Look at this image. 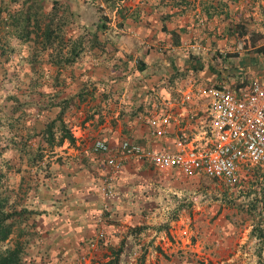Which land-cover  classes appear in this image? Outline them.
<instances>
[{"label": "rangeland", "instance_id": "obj_1", "mask_svg": "<svg viewBox=\"0 0 264 264\" xmlns=\"http://www.w3.org/2000/svg\"><path fill=\"white\" fill-rule=\"evenodd\" d=\"M141 1L57 0L53 15L52 0H0V218L12 222L11 232L0 240L1 253L19 248L25 264L49 261L35 251L32 231L22 222L30 219L26 211L34 205V195L49 173V155L53 154L46 145L40 150L46 119H38L40 113L35 112L46 110L44 106L51 102L62 106L67 59L75 50H80L79 57L91 43L109 42L110 32L100 30L97 24L109 25L112 14L119 25L127 6ZM152 3L169 6L166 13L184 17L190 26L199 21L203 31L212 35L209 42L214 44L211 54L217 66L229 67L220 78L235 80L241 68L249 77L264 75V51L258 48L264 46V0ZM52 16L53 34L47 43L43 31ZM36 152L42 157L37 158ZM240 174L241 185L231 192L222 180L201 176L193 199L175 194L166 207L151 213V223L129 225L117 242L108 247L97 245L96 250L74 257L68 264H104L122 239L119 264H264V220L261 231L255 229L258 211H248L253 201L261 204L255 196L264 199L259 189L263 177L245 170ZM134 227L138 230L130 232Z\"/></svg>", "mask_w": 264, "mask_h": 264}, {"label": "crops", "instance_id": "obj_2", "mask_svg": "<svg viewBox=\"0 0 264 264\" xmlns=\"http://www.w3.org/2000/svg\"><path fill=\"white\" fill-rule=\"evenodd\" d=\"M169 8L137 2L127 6L119 25L111 14L105 30L112 39L89 45L68 64L62 97L73 96L66 120L75 140L48 148L53 153L49 173L38 185L30 213L31 245L50 260L47 264L85 257L81 242L108 247L129 225L151 223V213L175 194L189 200L199 191L197 177L134 154H121V167L111 174L93 147L100 137L118 152L121 140L130 137L146 148H174L179 125L190 121L191 110L204 107L217 77L228 72L211 54L212 35L178 14H166ZM35 114L45 118L43 111Z\"/></svg>", "mask_w": 264, "mask_h": 264}, {"label": "built area", "instance_id": "obj_3", "mask_svg": "<svg viewBox=\"0 0 264 264\" xmlns=\"http://www.w3.org/2000/svg\"><path fill=\"white\" fill-rule=\"evenodd\" d=\"M236 79L221 78L210 88L204 107L191 110L190 121L179 125L174 148H146L130 137L121 140L118 152L100 137L94 139L93 147L103 154L114 175L122 155L134 154L189 176L222 180L232 188L243 166L264 163V75L247 76L241 86ZM172 118L173 113L168 121ZM96 248L94 240L88 241L83 255Z\"/></svg>", "mask_w": 264, "mask_h": 264}, {"label": "trees", "instance_id": "obj_4", "mask_svg": "<svg viewBox=\"0 0 264 264\" xmlns=\"http://www.w3.org/2000/svg\"><path fill=\"white\" fill-rule=\"evenodd\" d=\"M53 3V7H52V14L54 15V13H56V8H55V4H57V0H52ZM166 14H174V13H166ZM105 15V14H104ZM175 15V14H174ZM29 13H27V16H25L26 18V23L28 22V17ZM53 17L52 16L45 25L44 31L43 33L45 34V40L47 43H51V39H52V34H53V28L51 27V24L53 22ZM121 20L119 21V24H122V20L124 19L125 15L124 13L120 14ZM200 22H197V26H199ZM97 27L100 30H105L106 24L101 22L97 24ZM23 35L26 37L28 35V32H24ZM101 46L103 45V43H91V46ZM92 48V47H91ZM102 48V47H101ZM259 51H264V46L260 45L258 46ZM80 50H75V55L69 57L67 59V63L73 62L75 61L78 57V53ZM247 70V69H245ZM264 70V69H263ZM219 80H221L220 76H218ZM236 80H239V82L236 83L237 86H241L242 84H244L247 80V72H243L242 68L240 69V71L237 73L236 76ZM216 84V83H215ZM86 86V85H84ZM87 87V86H86ZM80 92L83 93L85 92L84 87H80ZM78 94V93H77ZM73 97V96H72ZM72 97H62L61 98V103L62 106L60 105L59 102H51V105L49 104L48 106H44L45 108H47L46 110H39V111H43V114H45V118L41 117L40 119H46L45 122H43V129H42V134L43 137L41 138V142L44 144H39L40 146V150L41 147H43L44 145H46L48 148L54 146L55 144H60L62 143L64 140H67L69 143L74 142L75 140V136L72 134V131L70 130V125L68 123V121L66 120V110L69 107L70 104V99ZM51 98H54L51 97ZM51 98H48V100H50ZM54 108V110H53ZM55 108H58V111L56 110L55 112ZM39 109V108H38ZM52 112H55L53 117H50L49 115L52 114ZM49 116V119H48ZM58 122V124H57ZM57 133H59V135L57 136ZM37 156V158H41L42 157V153L41 152H36L35 154ZM245 170V172H252V173H257L262 175L263 179L261 180V182H259V189L261 194H264V163H257L255 165L252 166H243L240 170H239V178L237 180V182L235 183V185L230 188L229 186L226 185L227 188H229L230 192L232 190L237 189L238 185L240 184V181L242 179L240 171ZM243 175V173H242ZM193 177H197V176H193ZM199 179V177H197ZM248 191H252L251 189H249ZM262 196H255L256 200H259L261 202V204H257L255 201H253V203L250 204V208H249V212H253L254 210H257L258 214H259V218L257 220V223L255 224L254 228L258 229L261 231L260 225L261 223H263L264 220V199L261 198ZM32 208H28V210L26 211V213L29 215L30 219H25L23 222V227L25 229H28L27 231H33L34 226H35V222L33 220H31L33 217L30 214L31 213ZM253 210V211H252ZM12 229V222H5V220L3 218H0V240L1 239H5L9 233L11 232ZM136 230H138L137 227H134L133 229L130 230V232H135ZM32 234V233H31ZM123 241L124 239L121 240V243L119 245V248L114 250V255L107 260L106 262H104V264H119V255L121 253V250L123 248ZM82 243V242H81ZM83 247L80 246V250H82ZM84 252V250H83ZM50 261V260H49ZM48 261V262H49ZM0 264H25V261L23 259H21L20 257V249L19 248H14L6 253H1L0 252ZM32 264V263H30ZM43 264H47V261L44 262Z\"/></svg>", "mask_w": 264, "mask_h": 264}]
</instances>
